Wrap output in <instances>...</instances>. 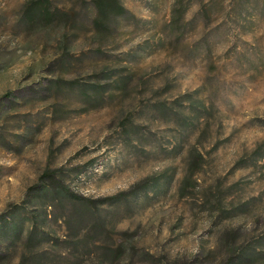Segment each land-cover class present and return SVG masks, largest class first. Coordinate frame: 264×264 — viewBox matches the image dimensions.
Returning a JSON list of instances; mask_svg holds the SVG:
<instances>
[{
	"label": "rangeland",
	"instance_id": "374dc122",
	"mask_svg": "<svg viewBox=\"0 0 264 264\" xmlns=\"http://www.w3.org/2000/svg\"><path fill=\"white\" fill-rule=\"evenodd\" d=\"M103 2L0 0V264H264V0Z\"/></svg>",
	"mask_w": 264,
	"mask_h": 264
},
{
	"label": "trees",
	"instance_id": "16d2710c",
	"mask_svg": "<svg viewBox=\"0 0 264 264\" xmlns=\"http://www.w3.org/2000/svg\"><path fill=\"white\" fill-rule=\"evenodd\" d=\"M95 1H97V5H98V8H99V11L102 14H104L105 11H106L105 9L107 8V3L103 2V0H95ZM112 2L117 4V0H112ZM116 7H118V11L119 12H123V9L120 6H116ZM116 199L117 198H104V199L98 200L97 204H107V203L110 204V203H113L114 200L116 201ZM241 256H244V254H242ZM228 263L229 264H234V261L229 260Z\"/></svg>",
	"mask_w": 264,
	"mask_h": 264
}]
</instances>
